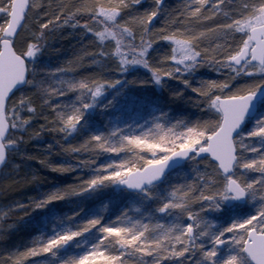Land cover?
<instances>
[{"label": "snow or ice", "instance_id": "1", "mask_svg": "<svg viewBox=\"0 0 264 264\" xmlns=\"http://www.w3.org/2000/svg\"><path fill=\"white\" fill-rule=\"evenodd\" d=\"M61 33L77 38L69 58L42 65L46 49L62 51L51 47ZM122 81L161 87L168 100L77 138ZM258 95L264 0H0V177L15 178L6 187L43 179L31 160L75 173L0 203V241L53 201L113 186L108 199L119 197L107 215L75 219L80 207L50 231L36 225L23 246L0 244V264H264Z\"/></svg>", "mask_w": 264, "mask_h": 264}, {"label": "trees", "instance_id": "2", "mask_svg": "<svg viewBox=\"0 0 264 264\" xmlns=\"http://www.w3.org/2000/svg\"><path fill=\"white\" fill-rule=\"evenodd\" d=\"M173 2H175V0H173ZM61 36H64L65 38L61 39L57 37V39L52 42L51 47L61 49L62 51L54 52L51 49H46L43 55L39 57V62L42 65L47 64L50 66H57L64 59L69 58V55L72 52L70 46L74 44L77 38L74 36H67L65 33H61ZM89 71H92V69H89ZM133 75L143 76L145 73L143 71L140 73L129 72V79H131V76ZM104 98L112 100V106L104 109H101L98 106L90 108L85 114V120L89 121V123L85 128L80 130V133L77 134V138H79L80 135H87L89 131L95 130L97 125H103L105 121L109 120V118H119L124 122H128L131 118L138 115L141 110L147 111L146 101L159 99L162 102H166L168 100V95L166 90L156 85H138L122 81L114 88L108 89L104 94ZM99 103H104V99H101ZM261 103H264V101ZM37 104H39L38 100ZM42 122L43 121H39L38 123ZM250 123L251 122L245 127L247 128L250 126ZM48 142H50V137L48 136L34 140L31 142L29 150H36L32 145H42ZM52 159L53 162L60 163L65 157L54 155ZM25 167L36 168L39 172L38 175H41L43 179L32 184H14L10 187H6V185H9L15 178L9 177L8 179H3L0 177V203H6L7 201L16 199L23 200L30 196H39L46 191L73 182L75 176L74 172L58 173L43 168L34 160L27 161ZM84 174L87 175V172L85 171ZM115 195L116 192L113 186L112 188L99 190V195L95 197L87 196V194L74 196L64 200L53 201L45 208L34 209L18 222L17 229L11 232L8 240L0 241V244H7L9 246L19 244L20 246H23L24 241L30 238V234H35L36 225L39 224L44 230L50 231V225L51 223L56 222L57 217L63 218L80 207H83L84 211L75 219L85 218L89 214V210L93 208L99 209L107 215L109 212L114 211L115 203L119 199V197H112L111 200H109L108 197ZM104 203H109L111 207L107 210H102L101 206ZM16 215L19 214L17 213ZM45 219L47 220V223L43 222ZM11 222L12 221H9V223ZM30 229L31 231H29Z\"/></svg>", "mask_w": 264, "mask_h": 264}, {"label": "rangeland", "instance_id": "3", "mask_svg": "<svg viewBox=\"0 0 264 264\" xmlns=\"http://www.w3.org/2000/svg\"><path fill=\"white\" fill-rule=\"evenodd\" d=\"M173 107H175V105H173ZM111 207V205L109 203H104L103 206H102V210L104 209H109Z\"/></svg>", "mask_w": 264, "mask_h": 264}, {"label": "water", "instance_id": "4", "mask_svg": "<svg viewBox=\"0 0 264 264\" xmlns=\"http://www.w3.org/2000/svg\"><path fill=\"white\" fill-rule=\"evenodd\" d=\"M257 99H258V100H261V97L258 95ZM253 115H254V113H253Z\"/></svg>", "mask_w": 264, "mask_h": 264}, {"label": "bare ground", "instance_id": "5", "mask_svg": "<svg viewBox=\"0 0 264 264\" xmlns=\"http://www.w3.org/2000/svg\"><path fill=\"white\" fill-rule=\"evenodd\" d=\"M103 206V205H102ZM102 206H101V209H102ZM106 210V209H105Z\"/></svg>", "mask_w": 264, "mask_h": 264}]
</instances>
